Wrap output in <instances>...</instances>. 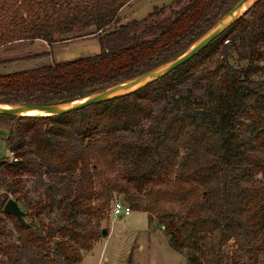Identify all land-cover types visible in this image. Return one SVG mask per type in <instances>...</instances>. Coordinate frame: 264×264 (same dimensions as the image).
I'll return each instance as SVG.
<instances>
[{
	"label": "trees",
	"instance_id": "obj_1",
	"mask_svg": "<svg viewBox=\"0 0 264 264\" xmlns=\"http://www.w3.org/2000/svg\"><path fill=\"white\" fill-rule=\"evenodd\" d=\"M131 1L0 0V49L52 47L88 30L100 43L93 56L0 74V105H64L137 78L183 55L241 0H174L124 22ZM231 51L247 64L235 67ZM262 62L259 0L192 61L132 95L62 116H0L12 153L0 160V264L82 263L118 196L188 264H264ZM11 198L30 220L4 212Z\"/></svg>",
	"mask_w": 264,
	"mask_h": 264
},
{
	"label": "rangeland",
	"instance_id": "obj_2",
	"mask_svg": "<svg viewBox=\"0 0 264 264\" xmlns=\"http://www.w3.org/2000/svg\"><path fill=\"white\" fill-rule=\"evenodd\" d=\"M173 3L174 1L171 2L170 0H143L141 9L129 21L143 20L155 9L163 6L170 7ZM81 32V35L76 33L71 38L73 43L84 40L78 45L73 44L70 47L64 46V44L61 52L52 48L50 56L37 59L34 56L45 52H41L36 47L34 49L28 42L12 43L3 47L2 49L6 53L0 52V74L34 69L52 64L57 59H66V57L82 58L100 53L99 40H86L84 36L90 31ZM231 54V63L235 67L242 68L247 64L245 61H240L234 51H231ZM28 56L35 59H27L26 57ZM260 66L261 71L254 78L264 80V62L260 63ZM0 131L2 132L3 130L0 129ZM7 152L6 142L0 138V160L7 157ZM27 186L30 198L36 200L40 189L36 187L35 181H29ZM3 192V190L0 191V193ZM115 202L127 204L123 196H118ZM19 205L25 213H29L24 202ZM112 207L106 213L102 222V231L106 230L107 235L102 234L101 241L96 244L93 251L84 253V259L80 264H129L130 259L132 264H188L186 253L176 252L169 246L168 238L164 235L163 228L157 222L150 224L148 214L133 211L128 217H116L112 212ZM29 218L25 217L26 220L31 219ZM55 219H57L56 212L43 217L45 222ZM7 227L9 229L14 228L10 220L7 221Z\"/></svg>",
	"mask_w": 264,
	"mask_h": 264
},
{
	"label": "water",
	"instance_id": "obj_3",
	"mask_svg": "<svg viewBox=\"0 0 264 264\" xmlns=\"http://www.w3.org/2000/svg\"><path fill=\"white\" fill-rule=\"evenodd\" d=\"M259 0H241L222 20H220L214 28H212L205 36L196 42L189 50L175 60L143 74L137 78L109 88L100 93L94 94L85 99L64 104V105H0V116H62L71 114L90 106L113 101L129 95H132L145 87L163 79L178 68L186 65L208 48L216 39L229 30L239 19H241ZM43 113V115L29 114L31 112ZM12 153L7 152V157H11ZM4 212L15 216L20 222L25 223L26 213L21 209L20 205L10 199L5 206ZM102 234L107 235V231L103 230ZM57 241V240H56Z\"/></svg>",
	"mask_w": 264,
	"mask_h": 264
},
{
	"label": "crops",
	"instance_id": "obj_4",
	"mask_svg": "<svg viewBox=\"0 0 264 264\" xmlns=\"http://www.w3.org/2000/svg\"><path fill=\"white\" fill-rule=\"evenodd\" d=\"M170 1L172 2L174 0H170ZM142 2H143V0H133L128 5H126L122 9V11H121V18H122V20L124 22H129V19L133 18V16H135L137 14V12L141 9ZM132 21H135V20H132ZM92 39H96V38H92ZM86 40H91V39H86ZM82 41H84V40H82ZM82 41H78L76 43H73L72 40H68V41H64V42L57 43V44H55L52 47H50L46 42L36 41L31 46L34 47V49H35V47L36 48H39L41 52H45V53L51 52L52 51V48L58 49L61 52L62 51L61 49H62V47H63L64 44H65L64 46H70L71 47V45H73V44L78 45ZM0 52L1 53H4V52L6 53V51H4L3 49L2 50L0 49ZM59 58H61V57H59ZM62 59H59V60L57 59L56 61L57 62H61V61H66V60H74V59H78V58L66 57V59L65 58H62Z\"/></svg>",
	"mask_w": 264,
	"mask_h": 264
},
{
	"label": "built area",
	"instance_id": "obj_5",
	"mask_svg": "<svg viewBox=\"0 0 264 264\" xmlns=\"http://www.w3.org/2000/svg\"><path fill=\"white\" fill-rule=\"evenodd\" d=\"M112 212L116 217H128L133 213V210L127 204L115 202L112 207Z\"/></svg>",
	"mask_w": 264,
	"mask_h": 264
},
{
	"label": "bare ground",
	"instance_id": "obj_6",
	"mask_svg": "<svg viewBox=\"0 0 264 264\" xmlns=\"http://www.w3.org/2000/svg\"><path fill=\"white\" fill-rule=\"evenodd\" d=\"M29 114H36V115H43V113H38V112H31V113H29Z\"/></svg>",
	"mask_w": 264,
	"mask_h": 264
}]
</instances>
